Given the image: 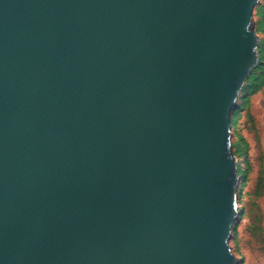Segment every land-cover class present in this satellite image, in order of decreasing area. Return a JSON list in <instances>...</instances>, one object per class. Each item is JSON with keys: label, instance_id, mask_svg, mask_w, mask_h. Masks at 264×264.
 Segmentation results:
<instances>
[{"label": "water", "instance_id": "obj_1", "mask_svg": "<svg viewBox=\"0 0 264 264\" xmlns=\"http://www.w3.org/2000/svg\"><path fill=\"white\" fill-rule=\"evenodd\" d=\"M258 2L0 0V264H237Z\"/></svg>", "mask_w": 264, "mask_h": 264}, {"label": "rangeland", "instance_id": "obj_2", "mask_svg": "<svg viewBox=\"0 0 264 264\" xmlns=\"http://www.w3.org/2000/svg\"><path fill=\"white\" fill-rule=\"evenodd\" d=\"M260 4H264V0H259L257 6ZM256 7L253 11L252 24L259 45V42L264 44V27L257 25L260 16L256 15ZM258 60L257 47L255 67ZM256 72L258 74L260 70ZM245 85L246 81L243 86ZM243 86L234 109L242 103V97L246 92ZM231 132V152L236 158L238 173L236 184L238 213L231 227L229 244L237 264H264V83L258 91L249 95L247 105L239 111L231 125ZM240 138L246 143L242 149H239L242 145Z\"/></svg>", "mask_w": 264, "mask_h": 264}, {"label": "trees", "instance_id": "obj_3", "mask_svg": "<svg viewBox=\"0 0 264 264\" xmlns=\"http://www.w3.org/2000/svg\"><path fill=\"white\" fill-rule=\"evenodd\" d=\"M256 15L260 16V19L257 20V25H261L264 27V4H260L256 7ZM258 51H259V60L257 66L253 69V71L250 73L246 80V85L243 86V89L246 88V92L244 96L242 97V103L238 108L234 109L231 115V125H233V122H235V119L237 118L239 111L243 109L248 101H249V95L258 91L262 84L264 83V44L263 42H259L258 45ZM257 70H260V72L257 74ZM248 113V112H247ZM242 141V145L239 147V149H242L246 146V143L243 141L242 138H240Z\"/></svg>", "mask_w": 264, "mask_h": 264}]
</instances>
